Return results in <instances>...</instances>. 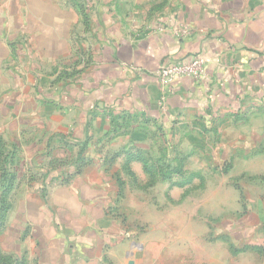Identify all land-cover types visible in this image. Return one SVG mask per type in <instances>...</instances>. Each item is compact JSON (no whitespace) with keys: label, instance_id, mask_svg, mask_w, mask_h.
Returning <instances> with one entry per match:
<instances>
[{"label":"crops","instance_id":"obj_1","mask_svg":"<svg viewBox=\"0 0 264 264\" xmlns=\"http://www.w3.org/2000/svg\"><path fill=\"white\" fill-rule=\"evenodd\" d=\"M191 57L204 76L161 90L158 67ZM246 109H264V0H0V140L17 172L0 250L19 264H163L155 229L135 240L111 208L147 202L131 157L150 155L152 124L165 141L174 124Z\"/></svg>","mask_w":264,"mask_h":264},{"label":"rangeland","instance_id":"obj_2","mask_svg":"<svg viewBox=\"0 0 264 264\" xmlns=\"http://www.w3.org/2000/svg\"><path fill=\"white\" fill-rule=\"evenodd\" d=\"M157 129L152 124V139ZM165 131L168 140H150L148 160L164 154L161 168L169 178L147 174L148 203L139 211L121 213L113 205L112 211L135 240L155 229L160 236L150 238L166 249L163 264H264V109ZM11 200L14 206V190Z\"/></svg>","mask_w":264,"mask_h":264},{"label":"trees","instance_id":"obj_3","mask_svg":"<svg viewBox=\"0 0 264 264\" xmlns=\"http://www.w3.org/2000/svg\"><path fill=\"white\" fill-rule=\"evenodd\" d=\"M164 154L161 156H155L152 162L148 160V156L136 155L131 158H135L143 163L144 170L147 174L153 175L160 172L163 173L161 168V162ZM15 150L11 146L8 148L2 140H0V232L5 228L7 223V217L10 210L13 207V202L11 200L12 192L15 188L17 172L15 166ZM78 161L74 162L75 171L65 173L66 175L62 180L67 179L69 176L74 175V173L80 172L82 169L83 160L80 157H77ZM151 163H150V162ZM175 172H180V168L175 170ZM62 175V174H61ZM63 176V175H62ZM60 177V175H59ZM163 178L167 177L166 173L162 176ZM121 184V182H120ZM119 195V194H118ZM121 196V195H120ZM0 264H19V261L14 259L10 254H4L0 250Z\"/></svg>","mask_w":264,"mask_h":264},{"label":"built area","instance_id":"obj_4","mask_svg":"<svg viewBox=\"0 0 264 264\" xmlns=\"http://www.w3.org/2000/svg\"><path fill=\"white\" fill-rule=\"evenodd\" d=\"M191 29L187 25H180L175 29L177 35L185 36L190 34ZM205 74V59L191 57L188 60H172L164 63L156 70V76L161 84V90L173 83L178 77L202 78Z\"/></svg>","mask_w":264,"mask_h":264}]
</instances>
